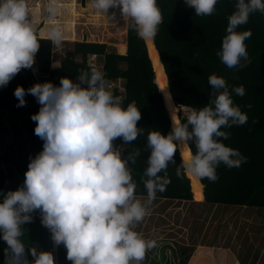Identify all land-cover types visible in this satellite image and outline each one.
<instances>
[{
    "label": "clouds",
    "instance_id": "9594fccd",
    "mask_svg": "<svg viewBox=\"0 0 264 264\" xmlns=\"http://www.w3.org/2000/svg\"><path fill=\"white\" fill-rule=\"evenodd\" d=\"M184 2L195 9L196 16H211L216 11L217 0ZM91 7L109 19L114 18V14L108 16L109 9L119 8L144 39L155 38L163 23L157 0H91ZM46 11L49 20L56 17V0H49ZM256 11L264 13V0H237L228 17L227 35L217 55L230 69L251 63L245 44L251 31L237 28L246 25ZM48 38L61 44L64 36L59 25L50 29ZM39 47L26 0H0V87H6L22 69L32 68ZM208 83L214 99L199 109L184 106L185 124L174 125L167 136L159 131L148 133L147 179L142 177L147 203L136 198L137 185L128 166L135 163L139 149L123 158L113 143L122 138L129 144L143 134L144 129L137 127L141 112L135 101L124 107L123 99L108 90L105 75L95 68L81 71L75 81L62 77L58 87L51 82H37L27 90L17 86V107L26 106L28 94L40 105L31 119L36 122L35 135L44 143L43 150L30 157L23 186L3 194L0 203V233L8 246L5 264H29L20 239L21 225L31 223L36 210L56 248L63 244L72 264H141L155 241L133 228L149 214L148 204L157 191H165L170 183L167 168L175 164L179 146L195 144V154L180 166L211 182L218 179L216 169L221 163L233 168L246 162L238 150L221 142L229 138L221 128L247 122V115L232 98V92L244 96L245 89L239 86L230 92L226 80L215 74ZM166 100L171 108V97L166 95ZM176 174L180 176V167ZM27 252L33 257L31 264H54L51 252L35 248Z\"/></svg>",
    "mask_w": 264,
    "mask_h": 264
},
{
    "label": "trees",
    "instance_id": "16d2710c",
    "mask_svg": "<svg viewBox=\"0 0 264 264\" xmlns=\"http://www.w3.org/2000/svg\"><path fill=\"white\" fill-rule=\"evenodd\" d=\"M236 2L217 0L213 15L196 16L195 9L187 7L184 0H157L163 23L159 25L155 38L139 37L128 19L124 54H120L125 49L124 41L119 46L120 53L106 51L104 43L65 41L64 53L59 66L55 67L52 65V41L36 35L40 47L33 70L22 69L6 87H0V203L3 202V194L23 186L30 157L35 158L43 150L44 143L35 135L36 122L31 119L38 113L40 105L35 97L28 94L25 96L26 106L17 107L19 101L14 96L15 89L22 86L27 90L37 82L60 85L62 77L75 81L81 71L90 72L95 68L87 62L88 55H95L100 59L98 71L105 75L109 84L118 80L124 82L122 91L112 89V94L123 99L124 107L135 101L141 112L137 127L144 129L143 134L129 144H124L122 138L113 143L120 148L123 158L139 149L140 155L135 163L129 162L128 166L137 185L135 195L142 197H147L142 177L147 179L144 171L150 155L148 133L159 131L167 136L174 125L187 122L185 107L199 109L214 99L208 83L209 76L213 74L226 80L230 92L234 87L243 86L245 95L241 97L232 92V98L247 115V122L221 128V131L229 133V138H221V142L238 150L246 162L233 168L221 163L216 169L218 179L211 182L180 166L196 152L193 142L188 146L181 145L174 154L175 164L170 163L167 168L170 183L165 191H157L156 197L182 201L201 199L209 204L264 209V13H252L248 23L237 28V31H251V37L245 41L251 63L244 68L230 69L217 53L221 50L223 37L227 35L228 17L235 11ZM166 95L171 97L174 111L169 107ZM177 167H180L179 177ZM31 215L33 221L21 225L23 235L46 240L51 250V232L42 226L39 210ZM0 236V247L7 248L2 233ZM155 245L146 252L141 264H241L229 249L223 247L198 245L189 250L179 248L178 259L175 250H172L173 259H168L164 249L168 246L163 242H155ZM158 248L160 254H157ZM57 257L59 264H72L63 244L57 246Z\"/></svg>",
    "mask_w": 264,
    "mask_h": 264
},
{
    "label": "rangeland",
    "instance_id": "374dc122",
    "mask_svg": "<svg viewBox=\"0 0 264 264\" xmlns=\"http://www.w3.org/2000/svg\"><path fill=\"white\" fill-rule=\"evenodd\" d=\"M26 2L29 18L38 37L48 38L50 29L56 25L62 30L64 38L61 44H53V67L59 66L65 41L104 43L106 51L114 50L118 53L124 41L125 49L120 54L126 52L128 18L122 16L119 8L110 10L108 16L113 17L114 14V18L109 19L91 7V0H56L58 14L49 20L46 11L49 0ZM87 62L97 70L100 67V59L95 55H88ZM123 84V81L118 80L109 84L108 90L122 91ZM14 187L10 186L11 189ZM135 196L147 203V197ZM148 209L149 214L133 230L145 239L166 244L168 247L164 249L168 259H173L172 250L176 251L178 259L179 248L189 250L201 245L227 248L241 264H264V250L261 248L264 246V209L209 204L201 199L182 201L157 197L148 204ZM20 239L25 248L35 246L50 250L46 240L30 235H23ZM52 246V249L56 247L54 242ZM6 249L0 247V264H5ZM156 251L157 254L161 253L159 248Z\"/></svg>",
    "mask_w": 264,
    "mask_h": 264
},
{
    "label": "built area",
    "instance_id": "2783aa9c",
    "mask_svg": "<svg viewBox=\"0 0 264 264\" xmlns=\"http://www.w3.org/2000/svg\"><path fill=\"white\" fill-rule=\"evenodd\" d=\"M35 248L37 250V252H51L53 254V257H54V264H57V254H56V251H57V248L54 247L52 250H43V249H39L38 247H35V246H31V247H28L26 249V256H27V260L29 261V264H31L32 260H33V257L30 255L29 250Z\"/></svg>",
    "mask_w": 264,
    "mask_h": 264
},
{
    "label": "crops",
    "instance_id": "0c3cea01",
    "mask_svg": "<svg viewBox=\"0 0 264 264\" xmlns=\"http://www.w3.org/2000/svg\"><path fill=\"white\" fill-rule=\"evenodd\" d=\"M262 247H263V248H262ZM261 248H262V251H263V250H264V246H261ZM261 248H260V249H261Z\"/></svg>",
    "mask_w": 264,
    "mask_h": 264
}]
</instances>
